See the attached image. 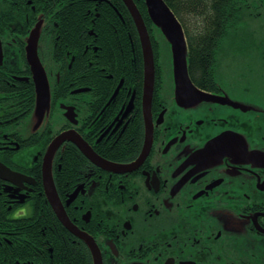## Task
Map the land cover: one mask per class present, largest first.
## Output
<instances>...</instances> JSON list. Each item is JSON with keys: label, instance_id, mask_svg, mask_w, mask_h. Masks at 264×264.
<instances>
[{"label": "flooded vegetation", "instance_id": "1", "mask_svg": "<svg viewBox=\"0 0 264 264\" xmlns=\"http://www.w3.org/2000/svg\"><path fill=\"white\" fill-rule=\"evenodd\" d=\"M218 1H177L222 14L191 29L168 6L198 91L177 103L145 0H0V264H264V85L242 69L264 0Z\"/></svg>", "mask_w": 264, "mask_h": 264}, {"label": "water", "instance_id": "2", "mask_svg": "<svg viewBox=\"0 0 264 264\" xmlns=\"http://www.w3.org/2000/svg\"><path fill=\"white\" fill-rule=\"evenodd\" d=\"M147 6V13L150 21L156 29L161 33L164 40L170 46L171 60H172V73L175 85V96L177 103L182 101L183 97L190 93H197L193 84L190 81L187 70V45L182 26L177 20L174 13L166 5L163 0H145ZM136 23L138 27L139 38L142 47L143 54V66H144V89L145 94L150 97L153 91L154 85V57L151 47V41L149 34L143 24L141 17L137 14ZM35 73L36 62L30 61ZM37 75L38 92L43 91L42 85ZM50 187L52 188V181L49 180ZM56 214L60 222L67 228L73 230L70 227V223L60 207L55 208Z\"/></svg>", "mask_w": 264, "mask_h": 264}, {"label": "rangeland", "instance_id": "3", "mask_svg": "<svg viewBox=\"0 0 264 264\" xmlns=\"http://www.w3.org/2000/svg\"><path fill=\"white\" fill-rule=\"evenodd\" d=\"M182 19L185 21V23L187 24V26L189 27V29H191L190 25H193L195 23H197L198 21H202L200 18V15H197V13H182ZM247 30L248 32L251 34L252 33V37L255 40L260 41V39H262V41L264 42V25L263 26H259V24H252L248 22V26H247ZM259 31V33L257 32ZM256 58V54L254 55V58H248L246 60V62H244L246 64V66H243V70L244 72H246V74H248V86H252V87H261L264 85V79H259V76H261L262 74L264 75V64L258 62L257 60H253ZM234 67H236L234 65ZM238 68H234L231 69L232 71L237 70Z\"/></svg>", "mask_w": 264, "mask_h": 264}, {"label": "trees", "instance_id": "4", "mask_svg": "<svg viewBox=\"0 0 264 264\" xmlns=\"http://www.w3.org/2000/svg\"><path fill=\"white\" fill-rule=\"evenodd\" d=\"M168 4V6L172 9V11L175 13V15L177 16V18L182 22V14L181 12L179 11V8H178V4H177V1L178 0H165ZM215 7H218V6H221V8L225 7V5L223 4V2L220 4L218 0H215ZM238 0H232V3H231V6L232 7H236V3ZM186 13H189V12H186ZM200 17L203 18L204 21L206 22H210V23H213L214 21L215 22H218L219 18L222 17V14L219 12V11H216V14L214 15V13L212 12H208L207 10L206 11H201L200 13ZM231 16H234V15H231ZM210 29H207V31H205V34L209 33ZM214 30L212 29V32ZM185 33H186V36H187V40H188V43H189V47H190V51H191V55L193 54V44H192V41L193 39H196L197 36L196 35H192L187 29H185ZM205 34H201V35H198L199 38H206ZM218 37V36H217ZM216 37V38H217Z\"/></svg>", "mask_w": 264, "mask_h": 264}]
</instances>
